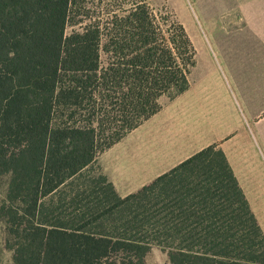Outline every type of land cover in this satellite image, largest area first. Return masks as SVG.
I'll return each instance as SVG.
<instances>
[{
	"label": "trees",
	"instance_id": "16d2710c",
	"mask_svg": "<svg viewBox=\"0 0 264 264\" xmlns=\"http://www.w3.org/2000/svg\"><path fill=\"white\" fill-rule=\"evenodd\" d=\"M152 2L96 0L68 35L75 0H0V176L11 177L15 264H145L154 243L171 264H264V234L215 145L127 197L102 175L106 200L71 201L68 215L43 203L162 97L190 88L194 44Z\"/></svg>",
	"mask_w": 264,
	"mask_h": 264
},
{
	"label": "crops",
	"instance_id": "0c3cea01",
	"mask_svg": "<svg viewBox=\"0 0 264 264\" xmlns=\"http://www.w3.org/2000/svg\"><path fill=\"white\" fill-rule=\"evenodd\" d=\"M208 18L218 53L190 88L98 157L120 197L197 153L222 150L252 210L264 209V0H224ZM220 18V20H218ZM260 223L264 224V221Z\"/></svg>",
	"mask_w": 264,
	"mask_h": 264
},
{
	"label": "rangeland",
	"instance_id": "374dc122",
	"mask_svg": "<svg viewBox=\"0 0 264 264\" xmlns=\"http://www.w3.org/2000/svg\"><path fill=\"white\" fill-rule=\"evenodd\" d=\"M75 1V12L72 16L73 22H71L67 29L68 35L73 30H80L81 26H84L83 24L86 22V16L92 14L91 12L96 9L94 5L96 0ZM232 1L237 2L236 0ZM152 3L157 10L164 6L169 11H172L184 25L197 51V63L192 71L193 80L196 77L202 76L205 69H208L210 60H218L217 50L210 44V40L207 38L208 18L210 19V17L220 14V11H223L229 5H226L224 0H153ZM167 99L169 98L166 96L162 97L160 104L167 101ZM262 166L264 169V162ZM102 175L98 161H96L94 165L70 179L58 191L44 198L43 203L46 207H50L51 211H54L58 207V214L60 211L66 210L65 215H68L73 210L72 208L68 209L71 201L74 202V205L77 203L85 205L97 200H106L110 188L102 179ZM10 180L11 177L8 174L0 176V264H15L14 250L12 249L13 242L7 224L8 219L3 210V208L6 210V207L9 206L7 195ZM251 211L264 234V224L260 223L264 221V209H251ZM250 238L252 239V235ZM255 242H257V239ZM257 254L264 261V248ZM145 264H171L169 250L164 248V246L154 243L150 252L145 257Z\"/></svg>",
	"mask_w": 264,
	"mask_h": 264
}]
</instances>
